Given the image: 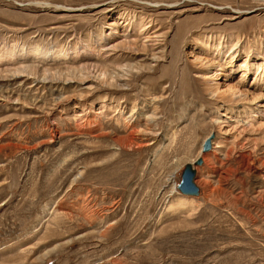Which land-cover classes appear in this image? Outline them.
<instances>
[{
  "label": "rangeland",
  "instance_id": "374dc122",
  "mask_svg": "<svg viewBox=\"0 0 264 264\" xmlns=\"http://www.w3.org/2000/svg\"><path fill=\"white\" fill-rule=\"evenodd\" d=\"M0 264H264V0H0Z\"/></svg>",
  "mask_w": 264,
  "mask_h": 264
},
{
  "label": "water",
  "instance_id": "95a60500",
  "mask_svg": "<svg viewBox=\"0 0 264 264\" xmlns=\"http://www.w3.org/2000/svg\"><path fill=\"white\" fill-rule=\"evenodd\" d=\"M209 147V138H205L201 144V150L206 151ZM200 157L196 158L193 163H186L180 171V179L176 184V188L183 195L195 196L198 189L193 182L195 170L193 166L200 165Z\"/></svg>",
  "mask_w": 264,
  "mask_h": 264
},
{
  "label": "bare ground",
  "instance_id": "6f19581e",
  "mask_svg": "<svg viewBox=\"0 0 264 264\" xmlns=\"http://www.w3.org/2000/svg\"><path fill=\"white\" fill-rule=\"evenodd\" d=\"M82 121H83V120H82ZM133 132H134V131H133ZM215 146H218V145H215ZM200 159H201V161H203L201 157H200ZM191 164H192V163H191ZM194 167H195V166H193V168H194ZM172 178H173V176L170 177V180L173 181V183H172V188H171V192H173V191L176 192V189H175V180H173ZM171 181H170V182H171ZM186 196H189V195H186ZM195 196H196V195H195Z\"/></svg>",
  "mask_w": 264,
  "mask_h": 264
}]
</instances>
